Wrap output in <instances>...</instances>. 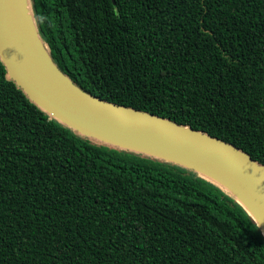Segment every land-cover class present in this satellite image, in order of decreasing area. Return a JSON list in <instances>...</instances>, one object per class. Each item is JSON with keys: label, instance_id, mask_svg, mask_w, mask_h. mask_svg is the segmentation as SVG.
<instances>
[{"label": "trees", "instance_id": "trees-1", "mask_svg": "<svg viewBox=\"0 0 264 264\" xmlns=\"http://www.w3.org/2000/svg\"><path fill=\"white\" fill-rule=\"evenodd\" d=\"M84 91L207 132L264 165V0H29ZM0 264H264L237 198L83 136L0 61Z\"/></svg>", "mask_w": 264, "mask_h": 264}, {"label": "water", "instance_id": "water-1", "mask_svg": "<svg viewBox=\"0 0 264 264\" xmlns=\"http://www.w3.org/2000/svg\"><path fill=\"white\" fill-rule=\"evenodd\" d=\"M21 30L15 0H0V61L7 77L50 117L83 136L188 167L234 195L264 235V165L246 151L177 121L94 96Z\"/></svg>", "mask_w": 264, "mask_h": 264}, {"label": "bare ground", "instance_id": "bare-ground-1", "mask_svg": "<svg viewBox=\"0 0 264 264\" xmlns=\"http://www.w3.org/2000/svg\"><path fill=\"white\" fill-rule=\"evenodd\" d=\"M15 4L18 11V19L22 24L21 30L26 34L28 44L36 51H40V41L35 32V26L27 0H15Z\"/></svg>", "mask_w": 264, "mask_h": 264}]
</instances>
